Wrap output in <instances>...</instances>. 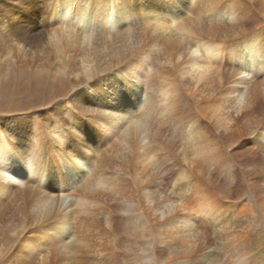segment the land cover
Here are the masks:
<instances>
[{
	"label": "bare ground",
	"instance_id": "bare-ground-1",
	"mask_svg": "<svg viewBox=\"0 0 264 264\" xmlns=\"http://www.w3.org/2000/svg\"><path fill=\"white\" fill-rule=\"evenodd\" d=\"M26 15L0 70L35 46L50 98L0 116V264H264V0Z\"/></svg>",
	"mask_w": 264,
	"mask_h": 264
},
{
	"label": "rangeland",
	"instance_id": "rangeland-1",
	"mask_svg": "<svg viewBox=\"0 0 264 264\" xmlns=\"http://www.w3.org/2000/svg\"><path fill=\"white\" fill-rule=\"evenodd\" d=\"M34 7H37V0H0V52L6 46L19 42L21 37L20 30H14L16 26H19L18 23L23 22L22 24L30 25L32 28H29L31 46L37 42L38 32L33 29L35 23L26 15ZM10 23L12 24L9 26L8 24ZM36 50L35 46L26 48L23 61L28 66L27 71H23L21 74L11 73L9 79L6 77L7 80L6 78L3 79L5 71L0 70V116H9L12 113L17 114L20 111L37 112L44 108L40 106V102L50 98L49 86L51 81L49 78L47 80V76H44L46 82L40 86L36 83V79L31 73L41 62ZM44 84L45 87L43 89L42 86ZM80 91H83L82 87ZM57 99L62 101L61 98ZM69 99L72 102L75 100L71 97Z\"/></svg>",
	"mask_w": 264,
	"mask_h": 264
}]
</instances>
